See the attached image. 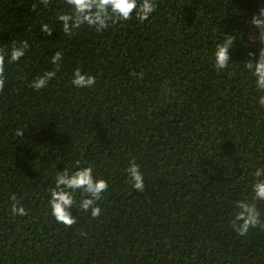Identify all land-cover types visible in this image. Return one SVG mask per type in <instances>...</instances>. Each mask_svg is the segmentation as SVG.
I'll use <instances>...</instances> for the list:
<instances>
[{
    "label": "trees",
    "instance_id": "trees-1",
    "mask_svg": "<svg viewBox=\"0 0 264 264\" xmlns=\"http://www.w3.org/2000/svg\"><path fill=\"white\" fill-rule=\"evenodd\" d=\"M155 3L143 23L133 16L66 35L56 20L70 11L66 0H0V48L30 45L5 64L0 89V264H264V200L253 192L264 179L254 175L264 168V92L245 68L247 53L264 47L248 23L264 3ZM229 35L231 64L217 70L212 52ZM54 68L45 88L30 87ZM77 68L95 77L91 88L72 84ZM133 159L143 192L126 173ZM86 166L108 183L100 214L79 208L78 191L75 222H56L55 177ZM238 200L261 213L245 236L232 224ZM13 203L27 214L14 216Z\"/></svg>",
    "mask_w": 264,
    "mask_h": 264
},
{
    "label": "clouds",
    "instance_id": "clouds-1",
    "mask_svg": "<svg viewBox=\"0 0 264 264\" xmlns=\"http://www.w3.org/2000/svg\"><path fill=\"white\" fill-rule=\"evenodd\" d=\"M264 3V0H261ZM45 8L50 4V0H41ZM66 4L70 7L69 12H58L56 20L60 22L63 33L72 35L73 30L79 29L81 25L87 24L94 27L99 33L109 27V21L113 23L117 21H127L133 16L143 23L156 10L155 0H66ZM250 25H254L259 35H253L251 42L264 45V7H260L258 13H254ZM54 31L48 23H41L40 32H46L49 36ZM235 35H229L221 41L217 42L212 52L214 67L217 70H223L231 64V53L235 44ZM28 41H22L19 46L13 44L10 51L6 48H0V89L5 83L4 71L5 64H13L21 60L29 49ZM247 47V45H246ZM251 59H247L245 68L255 77L256 89L264 92V47L259 48L258 56L256 52L249 51L247 53ZM62 59V51H56L51 57V63L59 66ZM56 74L55 68L52 71H46L43 75H39L31 81L30 87L34 90L43 89L48 82L54 78ZM94 76L82 72L77 68L73 72L72 84L76 88H91L95 84ZM258 103L264 106V95L259 96ZM25 129L17 128L15 135L21 137ZM79 165V161L76 162ZM129 182L132 186L143 192L145 190L144 175L140 171V166L133 159L126 168ZM254 175L256 177H264V168H257ZM108 183L105 179L96 178L93 175L91 166L77 167L75 171L63 169L55 177V186L49 189L48 205L52 217L58 223L71 225L75 222L72 214V207L76 203L75 194L79 191L86 194L85 198L79 201V208L85 212L91 211V215L96 217L100 214L101 209L96 201L102 198V194L107 190ZM254 199L264 200V179H257L253 185ZM16 201V196L11 197ZM238 211L232 221L233 227L238 235L245 236L250 228H255L261 224V213L257 210L254 203L247 200H238L236 202ZM11 212L15 215L24 216L26 210L18 203H13Z\"/></svg>",
    "mask_w": 264,
    "mask_h": 264
}]
</instances>
